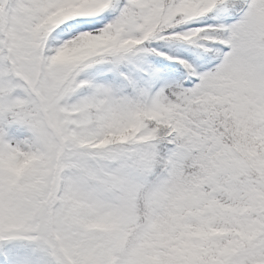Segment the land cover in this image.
Returning a JSON list of instances; mask_svg holds the SVG:
<instances>
[{"label":"snow or ice","instance_id":"1","mask_svg":"<svg viewBox=\"0 0 264 264\" xmlns=\"http://www.w3.org/2000/svg\"><path fill=\"white\" fill-rule=\"evenodd\" d=\"M0 264H264V0H0Z\"/></svg>","mask_w":264,"mask_h":264}]
</instances>
